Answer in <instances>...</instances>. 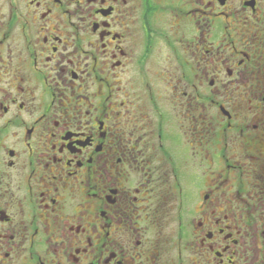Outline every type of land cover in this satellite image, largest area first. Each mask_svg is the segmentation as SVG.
Instances as JSON below:
<instances>
[{"label": "flooded vegetation", "instance_id": "af4514ba", "mask_svg": "<svg viewBox=\"0 0 264 264\" xmlns=\"http://www.w3.org/2000/svg\"><path fill=\"white\" fill-rule=\"evenodd\" d=\"M0 264H264V0H0Z\"/></svg>", "mask_w": 264, "mask_h": 264}]
</instances>
